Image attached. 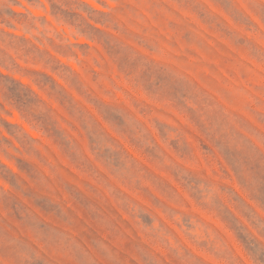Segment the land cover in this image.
Here are the masks:
<instances>
[{
    "label": "clouds",
    "instance_id": "1",
    "mask_svg": "<svg viewBox=\"0 0 264 264\" xmlns=\"http://www.w3.org/2000/svg\"><path fill=\"white\" fill-rule=\"evenodd\" d=\"M244 2L246 9L240 0H233L236 11L229 9V15L247 30L264 31V0ZM99 7L95 0H0V160L7 161L15 155H40L38 140L32 139L23 127L11 125L9 128L4 123L14 113H19L32 130L54 138L67 159L93 178L94 185L87 186L89 192L115 201L128 213L132 230L161 249V254L173 264H192V258L173 239L165 224L158 223L157 217L181 227L187 225L186 239L216 257L218 264H236L234 259L224 255L229 251V242L218 225L233 237L243 232L264 240V197L261 195L264 193V174L256 167L257 162L264 166V126H254L243 120H226L223 124L210 120L194 88L180 99L158 89L156 81L161 66L138 54H128L125 64L119 58H112V63L119 65L120 76L142 88L154 100H168L185 116L187 130L185 126L173 125L162 112L152 115L153 110L142 104H138V110L148 118L147 124L135 113L105 104L59 59L64 56L75 60L89 77L93 75L90 69L96 65L104 70L107 61L101 59L104 55L101 49L108 47V40L94 27L99 22L94 9ZM105 7L111 13L118 5L115 0H107ZM237 14L247 17L250 23L241 24ZM81 39L93 46L74 42ZM33 41H39L40 47ZM35 66H42L43 70L37 71ZM48 71L63 81L64 87L47 75ZM167 72L179 78L175 73ZM17 76L29 80L30 84L24 86L21 80L14 79ZM13 82L21 86L19 98L10 91ZM69 86L81 89L85 102L94 106L96 114L71 100L65 91ZM115 90L113 84V91L108 94L112 95ZM53 104L63 105L79 125L94 160L89 159L88 152L62 130L54 115ZM111 109L120 110L125 119L123 125L111 119ZM97 115L103 118L107 128L102 127ZM54 129L61 133L60 137ZM121 137L146 157L153 168L128 154L120 143ZM177 144L181 149L186 146L187 151L178 150ZM226 149L234 155L230 157ZM108 153L120 154L119 166ZM49 168L51 175L60 176L58 169ZM154 169L172 180L157 174ZM193 175L200 181L198 184L190 182ZM60 183L69 193L79 192L86 196L62 178ZM0 185H4L3 178H0ZM133 193L143 196L147 205L135 199ZM193 205L214 222L209 223L199 216L193 221L192 217L177 212V208ZM144 212L151 215V224L144 222ZM186 217L188 223H185ZM33 238L42 249L49 250L38 237ZM89 247L102 264H109L110 258L102 249ZM69 252L71 245L67 251L51 249L53 255L67 256L70 264H76L74 255ZM136 255V264H146L138 250Z\"/></svg>",
    "mask_w": 264,
    "mask_h": 264
},
{
    "label": "rangeland",
    "instance_id": "2",
    "mask_svg": "<svg viewBox=\"0 0 264 264\" xmlns=\"http://www.w3.org/2000/svg\"><path fill=\"white\" fill-rule=\"evenodd\" d=\"M115 2L118 7L108 13L105 7L107 0H95L100 7L94 9L99 21L94 27L108 40V47L101 49L104 53L101 59L107 61L103 71L100 65H96L90 69L93 75L89 77L75 60L59 57L62 63L79 75L88 91L105 104L135 113L146 124L148 118L138 110V104L152 109V115L162 112L173 125L185 126L187 130L185 116L168 100H154L142 88L135 87L120 76L119 65L112 63V58H119L125 64L128 54H138L161 66V74L156 81L158 89L180 99L194 88L210 120L220 124L226 120H243L254 126H264V31H250L236 24L228 11H236L233 0ZM240 3L247 8L244 0H240ZM9 15L14 13L9 12ZM237 19L241 24L250 23L243 15L237 14ZM253 19L259 22L257 17ZM74 42L93 46L83 39ZM33 43L40 47L39 41ZM166 69L179 78L172 77ZM35 70L42 71L43 67L35 66ZM46 74L64 87V82L54 73L48 71ZM14 79L21 80L24 86L30 84L29 80L19 76ZM113 84L116 90L109 95L113 91ZM20 87L15 82L10 86V91L18 98ZM65 91L76 105L96 114L94 106L85 102L84 93L79 87L69 86ZM119 109H111L109 115L123 125L125 119ZM53 112L62 130L88 152L89 159L94 160L87 137L65 107L53 104ZM97 119L102 127H108L102 117L97 115ZM4 123L9 128L19 125L32 139L38 140L40 155H15L7 161L0 160V178L4 180V185H0V264H70L67 256L51 253L52 248L67 251L69 245V255H74L76 264H102L93 255L90 245L102 249L110 258L109 264H136L137 250L146 264H173L172 260L161 254V249L132 230L128 213L115 201L88 191L87 186L94 185L93 178L67 159L54 138L32 130L19 113H14ZM55 134L61 136L59 131H55ZM119 140L128 154L141 160L146 167L153 168L150 161L125 138ZM177 148L187 151L186 146L181 149L177 144ZM108 155L119 166L120 154ZM228 155L231 157L234 153L228 151ZM49 166L58 169L60 176L51 175ZM256 167L264 174V166L257 162ZM211 170L208 169L209 172ZM155 171L172 180L170 176ZM61 178L88 197L79 192L69 193L61 185ZM192 181L200 182L195 175L191 177ZM132 195L147 205L143 196L138 193ZM261 195L264 197V193ZM177 212L192 217L193 221L199 216L209 223L214 222L212 217L195 205L177 208ZM142 218L145 223H152L149 213L144 212ZM188 219L185 218V223H188ZM157 220L165 224L173 239L190 254L192 264H218L216 257L203 248L193 246L186 239L184 232L187 225L181 227L166 218L161 220L157 217ZM218 227L229 242V251L224 254L226 258L234 259L236 264H264V240L255 234L250 237L243 232L233 237L222 225ZM33 237H38L49 250L42 249Z\"/></svg>",
    "mask_w": 264,
    "mask_h": 264
}]
</instances>
